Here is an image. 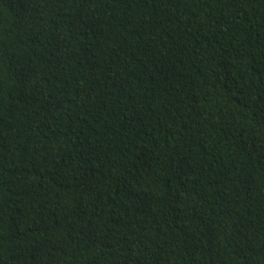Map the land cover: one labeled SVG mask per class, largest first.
Wrapping results in <instances>:
<instances>
[{"label":"trees","instance_id":"obj_1","mask_svg":"<svg viewBox=\"0 0 264 264\" xmlns=\"http://www.w3.org/2000/svg\"><path fill=\"white\" fill-rule=\"evenodd\" d=\"M0 264H264V0H0Z\"/></svg>","mask_w":264,"mask_h":264}]
</instances>
